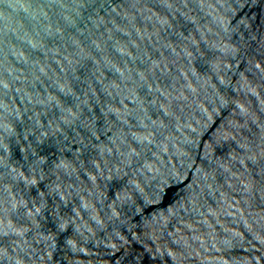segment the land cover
<instances>
[{"label":"water","instance_id":"1","mask_svg":"<svg viewBox=\"0 0 264 264\" xmlns=\"http://www.w3.org/2000/svg\"><path fill=\"white\" fill-rule=\"evenodd\" d=\"M0 264H264V0H0Z\"/></svg>","mask_w":264,"mask_h":264}]
</instances>
